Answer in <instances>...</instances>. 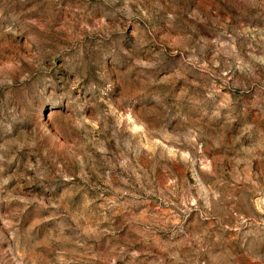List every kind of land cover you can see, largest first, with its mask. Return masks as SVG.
I'll use <instances>...</instances> for the list:
<instances>
[{
	"label": "rangeland",
	"instance_id": "1",
	"mask_svg": "<svg viewBox=\"0 0 264 264\" xmlns=\"http://www.w3.org/2000/svg\"><path fill=\"white\" fill-rule=\"evenodd\" d=\"M0 264H264V0H0Z\"/></svg>",
	"mask_w": 264,
	"mask_h": 264
}]
</instances>
